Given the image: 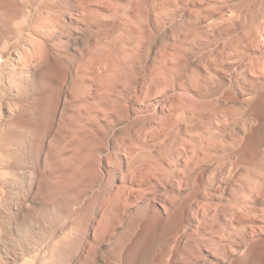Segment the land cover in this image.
<instances>
[{"label":"rangeland","instance_id":"obj_1","mask_svg":"<svg viewBox=\"0 0 264 264\" xmlns=\"http://www.w3.org/2000/svg\"><path fill=\"white\" fill-rule=\"evenodd\" d=\"M0 264H264V0H0Z\"/></svg>","mask_w":264,"mask_h":264},{"label":"bare ground","instance_id":"obj_2","mask_svg":"<svg viewBox=\"0 0 264 264\" xmlns=\"http://www.w3.org/2000/svg\"><path fill=\"white\" fill-rule=\"evenodd\" d=\"M41 256V255H40Z\"/></svg>","mask_w":264,"mask_h":264}]
</instances>
